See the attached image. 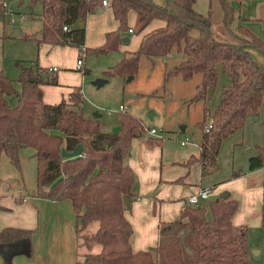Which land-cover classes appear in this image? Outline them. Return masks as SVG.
I'll return each instance as SVG.
<instances>
[{
	"label": "trees",
	"instance_id": "1",
	"mask_svg": "<svg viewBox=\"0 0 264 264\" xmlns=\"http://www.w3.org/2000/svg\"><path fill=\"white\" fill-rule=\"evenodd\" d=\"M37 1L41 4L37 15L41 22L39 31L22 38L33 39L37 44L76 47L84 45L87 15L103 6L102 0H31ZM215 1L230 40L214 34ZM195 4L196 0H167L165 4L155 0H110L119 27L106 33L102 45L84 50L87 54L118 50L129 29L131 10L137 13L132 27L135 33L142 32L154 19L164 20L163 26L145 33L138 49L127 52L105 75H135L141 55L154 59L169 54L175 46L183 52L184 58L169 69L166 79L171 72H180L185 79L201 73L191 101L204 103L198 160L203 174H208L219 168L223 140L243 129L249 114L258 115L264 110V67L250 52V48H255L264 55V40L241 22L247 18L241 17L231 0H210L206 13L197 10ZM79 21L83 22L81 26ZM18 64L15 80L0 68V154L4 152L19 168L20 148L35 149L36 187L31 195L71 201L76 236L85 248L78 264H254L249 254L248 226L233 222L239 199L223 195L199 204L186 202L177 217L159 223L156 245L133 251V227L125 211L139 193L136 174L127 160L132 140L146 130L143 120L121 110L118 129L104 131L97 118L84 116L79 107L81 93L72 92L67 101L44 102L41 85L56 83V76L48 74L37 60ZM220 69L232 76L233 83L222 89L218 107L211 113L207 103ZM208 115L212 127L206 130ZM77 144L82 145L81 153L62 156V150L72 151ZM255 148L257 153L249 158L251 170L264 166V145ZM242 173L237 170L234 175ZM262 215L264 224V209ZM94 221L96 227L85 231ZM34 231L15 226L0 228L4 264H14L16 255H31Z\"/></svg>",
	"mask_w": 264,
	"mask_h": 264
},
{
	"label": "crops",
	"instance_id": "2",
	"mask_svg": "<svg viewBox=\"0 0 264 264\" xmlns=\"http://www.w3.org/2000/svg\"><path fill=\"white\" fill-rule=\"evenodd\" d=\"M155 1L159 4L167 2V0ZM231 2L235 7L232 0ZM136 17V11L131 10L128 14L129 28L134 27ZM258 17H264V7L258 16H248L246 17L247 20L241 22L246 23L255 34L264 40V20L254 19ZM164 24V20L154 19L140 33L129 32L128 29L125 35L129 34V40L123 41L119 49L116 50L119 55L118 58H122L129 51L138 49L145 33ZM84 27L85 39L82 47L93 48L105 42L106 33L116 30L119 27V21L115 18L111 5H103L95 13L87 15ZM38 31L39 29L25 32L21 35L36 34ZM11 33L7 35L5 22L0 16V68L4 70L5 62L10 59L14 61L18 68L17 72H19L18 62L29 64V62L37 60L33 58L35 54L33 43H36V41L21 38L23 41H27L29 45L11 42V38L20 36L19 32L16 36H11ZM130 33L134 36H132L134 39L131 38ZM82 47L52 45L49 43L44 46V61L37 60V63L47 69L56 67L54 71H47L48 74L56 76V83L41 85L44 102L58 103L62 99L67 101L70 94L78 90L82 95L78 83L81 75H78L79 72H73L76 75L69 72V70H78L83 74V71L86 70L81 69V67L77 68V59H74ZM6 48L10 50V57H7L5 61L4 51ZM67 52L71 54L70 58L72 61L70 65H68V56L65 55ZM250 52L256 62L264 67V55L255 48H250ZM210 99L211 96L208 103ZM218 102H220V99ZM218 104L212 110L208 107L209 111L214 113ZM261 111L257 119L260 118ZM84 116L88 117L86 114ZM254 116L249 114L246 121L248 119L257 120ZM186 129L187 126H183L181 131H169L162 137L156 136L155 138H158V142H161L159 144L152 141L150 143L149 140H138L139 137L132 140L131 154L127 162L136 174L139 195L132 201L131 207L125 211V214L133 227L131 235L133 251L147 250L151 246L156 245L159 236V223L177 217L184 204L188 201V196L200 188L207 187L210 189L209 196L202 198L200 200L201 203L208 201L210 197L212 199L224 194L230 199H238V191L243 189H247L249 192L256 189L260 190V187L254 188L253 185L260 182L261 175L257 173V170L263 167L254 170L249 169V158L257 153L255 145H264L262 140H256L246 150L247 166L239 168L235 159L236 153L244 152L245 149L241 146L242 137L235 139L231 145L232 162L230 168L232 175L221 180H210V174H203L201 162L198 160L201 154L200 140L202 131L197 130L189 134ZM243 131L244 127L238 130L241 133ZM184 140L186 141L182 142ZM134 147L139 149L137 154L133 152ZM34 153L35 149L33 147L20 148L18 152L19 168H16L10 162L9 157L4 152L0 154V228L15 226L35 229L32 235L31 255H16L13 257V262L14 264H78V261L82 259L81 256L85 252V248L83 249L78 245L79 239L75 231L76 216L71 201L69 199L52 200L31 195L36 187V157ZM191 158H194V160L190 161ZM237 170H241L243 173L234 175ZM240 180L244 184L243 189L238 187L237 182ZM18 197L21 198L19 201L16 200ZM240 208L234 214L233 222L235 224H246L238 220ZM263 209L264 205L260 206V204H257L256 208L252 210L256 211V215L263 218ZM94 250H98V247L95 246Z\"/></svg>",
	"mask_w": 264,
	"mask_h": 264
},
{
	"label": "rangeland",
	"instance_id": "3",
	"mask_svg": "<svg viewBox=\"0 0 264 264\" xmlns=\"http://www.w3.org/2000/svg\"><path fill=\"white\" fill-rule=\"evenodd\" d=\"M2 1H5L6 6L2 4ZM232 1L242 18L248 16L256 17L264 7V0ZM196 8L200 12L206 13L209 9V0H197ZM213 8V30L215 36L222 40H230L232 37L221 22L222 13L217 1H215ZM40 9L41 4L39 1L32 3L31 0H1L0 10L2 14L0 16L5 22L7 35L13 32L14 29H17L20 33V36L11 38V42L29 45L27 41L21 39V34L39 29L40 22L37 15ZM245 20L241 19V21ZM130 36L131 38L134 37L131 33ZM46 44L45 42L38 45L33 43L34 59L44 61L45 52L43 48ZM65 55L68 56V65H70L72 61L70 52L65 53ZM118 56L116 50L110 51L108 54H84L81 57L83 63L80 67L83 70L86 69L87 72L82 74L78 70H69L74 75L76 74L73 72H79L78 75H81L78 83L83 95L81 103L83 114L93 118L95 112L99 113L100 116L97 119L100 129L104 131H116L118 129L117 116L120 112L119 108L121 105H124L125 110L140 117L146 126V130L138 140H149L150 143L159 141L158 138H155L156 135L149 132L151 126L162 127V131H160L161 135L157 137H162L167 132L169 133V131H181L183 126H187L186 132L189 134L201 130L199 123L204 119V103L201 100L191 101V97L196 93L197 85L201 80V73H195L192 78L185 79L180 72H171L166 79L169 69L176 66L184 58L183 52L175 46L169 54L154 57V59L141 55L138 70L132 78L128 74H109L105 76V71L123 58H118ZM7 57H10V50L6 48L4 51L5 61ZM77 58L78 55L76 54L74 59L76 60ZM17 70L18 68L14 61L7 59L4 64L5 73L15 80L18 74ZM97 77H106L108 81L102 86H96L92 84V81ZM232 83V76L220 69L217 85L214 89L210 90L211 99L207 103V106L211 110L219 103L218 100L221 98L222 89ZM14 85L19 89L18 82L15 81ZM77 93L80 94L81 92L77 91ZM151 114H153V118H150ZM210 119L211 117L208 115L206 122ZM241 137L243 140L241 146L245 150L244 152L240 151V153H236L235 159L239 168L247 166L246 150L256 140L264 142L263 108L259 119H248L246 121L243 133L237 131L234 135L224 139L219 155V168H221L220 170L218 168L208 173L210 174V180H221L232 175L230 168L232 162L231 145L235 139ZM133 152L137 154L139 149L134 147ZM257 173L261 175V180L258 184L253 185V187H260V190L256 189L249 192L247 189H243L244 184L242 180L237 182L238 187L243 189L238 191L239 194L237 195L241 205L239 206L241 208L238 220L246 223L248 226L250 260L252 259L254 264H263L264 224L262 216L256 215V211L252 209H255L257 204H260V206L264 205V166L257 170ZM96 225L97 222L94 221L85 231L93 230ZM78 245L84 249L80 239L78 240Z\"/></svg>",
	"mask_w": 264,
	"mask_h": 264
},
{
	"label": "built area",
	"instance_id": "4",
	"mask_svg": "<svg viewBox=\"0 0 264 264\" xmlns=\"http://www.w3.org/2000/svg\"><path fill=\"white\" fill-rule=\"evenodd\" d=\"M102 3L103 5L107 6L110 4V0H102ZM2 4L6 6L5 4V1H2ZM62 28L65 30L67 29L66 26H62ZM129 32H133V29L132 28H129ZM85 54V50L84 48H80V51L78 52V58L76 60V67L79 68L82 64V61H81V57L84 56ZM49 72L50 71H54L56 70V67H50L47 69ZM81 101L79 102V107H81ZM120 111H124L125 110V106L124 105H121L120 106ZM212 127V119L208 120V122H206L205 124V129L206 130H209L210 128ZM160 131H162V128H157V127H151L149 128V132L151 134H154L156 136H159L161 135L160 134ZM187 140V139H186ZM186 140L182 141V142H185ZM210 194V189L207 188V187H203V188H200L199 190H197L196 192L190 194L188 196V201L187 202H190V203H193V204H199L201 201L202 198H207Z\"/></svg>",
	"mask_w": 264,
	"mask_h": 264
},
{
	"label": "water",
	"instance_id": "5",
	"mask_svg": "<svg viewBox=\"0 0 264 264\" xmlns=\"http://www.w3.org/2000/svg\"><path fill=\"white\" fill-rule=\"evenodd\" d=\"M82 24H83L82 21L78 22L79 26H81ZM17 34H18V30L14 29V31L11 33V36H16ZM128 40H129V35H126V36L123 37V41H128ZM132 76L133 75H131L130 78H132ZM107 81H108V79L106 77H97V78H95L92 81V84H94L96 86H102ZM99 116H100L99 113H97V112L94 113V117L95 118H97ZM150 118H153V114L150 115ZM254 118L257 119L258 115H255ZM81 151H82V145L81 144H77L72 151L62 150L61 154H62V156H72V155H77V154L81 153ZM223 196H226V194H224ZM125 200H126V203H129V198L128 197H126ZM4 263H5L4 258L0 254V264H4Z\"/></svg>",
	"mask_w": 264,
	"mask_h": 264
}]
</instances>
